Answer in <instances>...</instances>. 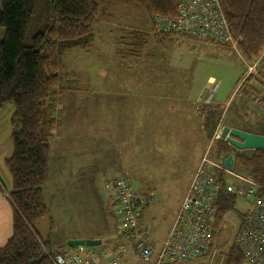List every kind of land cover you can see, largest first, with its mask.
<instances>
[{
	"label": "rangeland",
	"instance_id": "obj_1",
	"mask_svg": "<svg viewBox=\"0 0 264 264\" xmlns=\"http://www.w3.org/2000/svg\"><path fill=\"white\" fill-rule=\"evenodd\" d=\"M100 9L91 47L68 52L63 57V92L56 98L53 115L58 117L59 124L55 128L57 136L55 130L49 141V180L43 188L47 215L36 225L44 239L53 244L76 235L83 237L110 231L103 241H108L110 247L106 248H112L118 240L120 225L110 191L102 178L116 173L133 186L154 191L157 199L142 211V217L151 225L160 243L153 237L154 242L160 245L189 187L193 165L207 150L214 152L216 143L222 141L208 137L204 116L201 118L198 113L204 107L202 99L217 85L212 104L215 101L219 104L222 125L264 135L262 112L252 103L248 104L250 90L260 93L262 86L254 80L248 86L240 85L246 71L239 56L210 43L181 39L163 45L152 42L145 50L137 52L128 45L129 33L140 30L152 33L150 23H142L146 21L144 12L123 0H103ZM3 33L4 29L0 28V41ZM258 60L264 66V49L253 61H244ZM157 80L161 83L160 90L149 86ZM141 83H144L145 97L158 100L149 101L148 107L163 109L162 113L168 118L165 116V122L162 121L157 130L151 128L150 122L145 124L144 130H136L143 135L136 140L123 136L125 129L112 119L111 127L101 120L100 116H115L118 111L119 119L123 115L120 107L110 101L109 105L101 102L123 91H129V95L143 93L138 85ZM133 86H136L134 90ZM195 107L198 108L194 111ZM167 108L176 113L166 112ZM12 114L10 105L0 109V123L6 122L7 126L5 130L0 127L3 192L12 188L11 176L4 165V160L13 152L11 138L7 137ZM95 119L97 124L93 126ZM235 150L232 149L236 155ZM233 172L247 176L236 165ZM227 181L237 183L231 177ZM246 208L243 195L229 202L206 263L223 264L240 230ZM122 240L127 241L126 245H133V241L124 236ZM127 255L122 256L121 264H150L133 253Z\"/></svg>",
	"mask_w": 264,
	"mask_h": 264
},
{
	"label": "trees",
	"instance_id": "obj_2",
	"mask_svg": "<svg viewBox=\"0 0 264 264\" xmlns=\"http://www.w3.org/2000/svg\"><path fill=\"white\" fill-rule=\"evenodd\" d=\"M102 1L0 0V28L4 29L0 41V109L5 105L13 109L10 134L13 152L4 161V165L12 180V188L7 197L14 211L11 237L0 247V264H52L53 256L72 250L67 247V243L54 246L46 241L38 233L36 224L47 215L43 188L49 180V141L58 125L53 115L56 111V98L63 92V57L68 52L91 47L93 29L101 15ZM123 1L144 12V25L150 23L152 33L141 30L139 33H129L128 45L135 47L137 52L145 50L151 40L163 45L178 39L230 49L212 42L156 33L152 27V17L174 20L178 0ZM219 3L232 37L237 42L238 53L244 60L253 61L264 49V0H219ZM218 106L204 105L198 110L199 117L204 116L206 121L209 138L222 116ZM243 131L256 134L250 130ZM232 149L235 150L227 143L218 141L214 150L216 159L233 155L235 165L264 188V150H235L238 153L235 155ZM220 180L224 184L226 177L220 174ZM233 198L234 195L224 192L218 198L213 240ZM242 220L243 216L241 223ZM123 236L133 241L132 233L122 231L117 237L120 240L112 248H106L110 247L108 241L104 243L102 240L97 250L109 252L104 262L112 258L118 247H125L128 255H137L134 243H121ZM123 255L121 253L118 256L121 261ZM205 259L199 264H208ZM223 264H242V256L234 244L227 251Z\"/></svg>",
	"mask_w": 264,
	"mask_h": 264
},
{
	"label": "built area",
	"instance_id": "obj_3",
	"mask_svg": "<svg viewBox=\"0 0 264 264\" xmlns=\"http://www.w3.org/2000/svg\"><path fill=\"white\" fill-rule=\"evenodd\" d=\"M153 30L158 34L188 37L203 42H212L225 46L236 53L245 68V75L240 85L257 81L262 92L253 90L249 103L262 112L264 121V66L260 60L246 63L238 53L236 41L232 37L219 0H178L177 15L174 20L159 17L151 19ZM217 85L202 99L203 105L212 104ZM224 125L219 120L211 140H222L221 130ZM227 143V142H226ZM228 144V143H227ZM229 145V144H228ZM231 146V145H230ZM228 156L216 159L215 153L207 150L190 181L189 187L179 206L173 224L155 249L151 242V228L143 224L142 211L157 199L154 191L133 186L124 176L104 178L110 191V200L116 208L120 230L133 234L134 251L144 262L151 264H199L213 242L216 205L220 194L244 196L247 208L240 230L234 240V246L242 256V264H264V188L257 185L249 176H241L224 168ZM220 174L226 177L222 184ZM234 178L231 184L227 178ZM125 247L114 250L112 258L105 250L94 251L87 247H76L56 254L52 264H120L119 254H125Z\"/></svg>",
	"mask_w": 264,
	"mask_h": 264
},
{
	"label": "crops",
	"instance_id": "obj_4",
	"mask_svg": "<svg viewBox=\"0 0 264 264\" xmlns=\"http://www.w3.org/2000/svg\"><path fill=\"white\" fill-rule=\"evenodd\" d=\"M142 23H144V21ZM152 42H153V40L150 41V43H152ZM138 85L140 86V89L143 90V93H142V91H140V93L134 92L132 95H129L130 94L129 91H126V92L123 91V92H120L119 95L116 97H109V98H107L109 100L105 99V100H102V102L100 101L101 103H104V104H108V101H110L111 103H113L112 105H116V106H118V108L120 107V112H123L121 119H119L120 113L118 111V115H115V116H113V115L112 116H108V115L100 116L101 120L103 122H105L109 127H111L113 125L110 124V119H112L113 121H115V123H118L120 127L125 129L123 131V133H124L123 136L134 137L136 140L140 137H143V135L142 134L139 135L136 130H138V129L144 130V128H147L145 126V124H148L149 122H150L151 128H153V130L154 129L157 130L158 128L161 127V122L162 121L165 122V119L168 118L164 113H162L163 109H161L157 106H155V107L152 106L153 109L148 107L149 101H151V100L158 101V100H157V98L145 97V95H144V83H141ZM149 86H151L152 88H155V89H159V90L161 89V83L158 80H157V82L153 81V83H150ZM135 87L136 86H133V87H131V89L134 90ZM214 98H215V95H214ZM214 98H213V100H214ZM89 100H92V99H89ZM93 101H96V99H93ZM122 102H123V105H122ZM213 104L219 105L216 101ZM193 110L195 111L197 109L194 108ZM166 112H170L173 114L176 113L175 110L168 109V108H167ZM116 116H118V117H116ZM165 116H166V118H165ZM54 117L56 120H58V117H56V116H54ZM95 121H96V123L93 124V126L97 124V119H95ZM58 124H59V120H58ZM0 127H3L5 130L7 128L6 122H4L3 125L0 123ZM57 128H58V125H57ZM10 134H11V127L9 128V125H8L7 137H10ZM54 134H55V132H54ZM258 135H261V134H258ZM56 136H57V130H56ZM261 136H264V135H261ZM199 162H200V159L198 161H196V163L193 165V167L190 171V178L191 179L193 177L195 170L197 169ZM111 175L123 176L121 174L117 175L116 173H112ZM111 175L108 174L106 177L111 176ZM106 177H103L102 180H104V178H106ZM191 179H190V181H191ZM2 187L5 188L4 185L2 184V182L0 181V247H2L6 243V241L11 237L12 222H13V216H14L13 208L11 206V203L8 200V197H7V193H9L11 190L9 192H3ZM186 191H187V189H186ZM186 191H185V193H186ZM185 193L183 195V198L185 196ZM183 198H182V200H183ZM142 222H143V224L150 226V228H151V242L153 243L154 246H156L155 247L156 249L159 248V246L161 244L159 245V243H160L159 240L154 237L153 229H152L151 225L148 224L146 221H144V219L142 220ZM172 224H171V226H172ZM171 226H170V228H171ZM170 228L168 229L166 235L168 234ZM36 229H37L38 233L41 235V237L44 238L42 236V233H41L42 231L37 227V225H36ZM109 232L110 231H98V232H94V233H91V234L83 236V237L76 235L75 237H69L66 241H62V243H60V244H53L50 241L49 242L54 246H61V245L66 244L68 241H71V240H103V239L107 238V235L109 234ZM119 234H120V232H119ZM119 234H117V236H119ZM153 237L155 239H157V241L159 243L154 242ZM165 238H166V236H165ZM119 240H117V241H119ZM46 241H48V239ZM121 243H124V241H122ZM103 248H105V246H103Z\"/></svg>",
	"mask_w": 264,
	"mask_h": 264
},
{
	"label": "water",
	"instance_id": "obj_5",
	"mask_svg": "<svg viewBox=\"0 0 264 264\" xmlns=\"http://www.w3.org/2000/svg\"><path fill=\"white\" fill-rule=\"evenodd\" d=\"M220 138L225 139L229 145L238 151L264 150V136L261 135L224 126L221 130ZM223 166L226 170L233 171L235 166L234 156L229 155L225 159ZM101 244L102 240H71L67 242V247L70 249L87 247L97 251Z\"/></svg>",
	"mask_w": 264,
	"mask_h": 264
}]
</instances>
